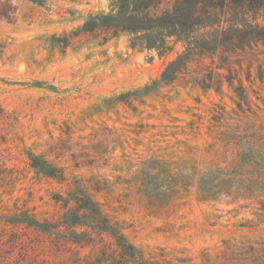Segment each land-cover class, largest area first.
Returning <instances> with one entry per match:
<instances>
[{
	"label": "rangeland",
	"instance_id": "374dc122",
	"mask_svg": "<svg viewBox=\"0 0 264 264\" xmlns=\"http://www.w3.org/2000/svg\"><path fill=\"white\" fill-rule=\"evenodd\" d=\"M108 9L0 0V264H264V44L172 74Z\"/></svg>",
	"mask_w": 264,
	"mask_h": 264
},
{
	"label": "trees",
	"instance_id": "16d2710c",
	"mask_svg": "<svg viewBox=\"0 0 264 264\" xmlns=\"http://www.w3.org/2000/svg\"><path fill=\"white\" fill-rule=\"evenodd\" d=\"M108 8L90 16L82 30L126 34L131 48L156 49L159 54L172 48L170 42H183L184 50L170 63L172 74L196 52H233L264 44V0H108ZM31 221L26 223L52 229L51 224ZM104 227L120 235L113 226Z\"/></svg>",
	"mask_w": 264,
	"mask_h": 264
}]
</instances>
